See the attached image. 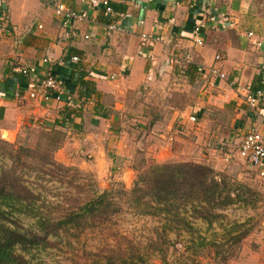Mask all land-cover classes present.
I'll list each match as a JSON object with an SVG mask.
<instances>
[{
  "label": "crops",
  "instance_id": "obj_1",
  "mask_svg": "<svg viewBox=\"0 0 264 264\" xmlns=\"http://www.w3.org/2000/svg\"><path fill=\"white\" fill-rule=\"evenodd\" d=\"M60 4L89 16L75 25L76 38L68 37L54 14ZM110 5L106 15L86 0H0L8 27L0 34L10 42L12 67L35 65L50 72L64 95L62 101L51 91L27 99L33 83L19 81L9 67L0 86V138L15 143L27 131H67L71 139L56 146L54 159L94 174L106 189L111 180L130 186L138 155L146 165L190 161L217 172L242 161L238 149L245 134L264 138V105L251 110L243 101L247 88L264 91V0H110ZM197 27L202 46L195 43ZM143 34L161 42L144 46ZM72 56L79 61L71 62ZM211 67L225 79L209 77ZM18 91L23 99L14 97ZM231 180L257 195L253 206L236 205L254 209L260 194ZM255 243V250L242 246L228 264H264V235Z\"/></svg>",
  "mask_w": 264,
  "mask_h": 264
},
{
  "label": "trees",
  "instance_id": "obj_2",
  "mask_svg": "<svg viewBox=\"0 0 264 264\" xmlns=\"http://www.w3.org/2000/svg\"><path fill=\"white\" fill-rule=\"evenodd\" d=\"M14 77L22 79L17 74ZM84 92L85 96L90 95L87 88ZM70 170L48 151L0 138V264H29L21 253L45 249L51 245L48 239L57 237L61 231H83L107 222L121 211L114 200L115 192L110 189L96 193L66 212L62 219L45 215L41 193L34 191L28 177L34 175L52 181ZM117 194L125 197L137 214L162 219L164 231H171L169 226L173 225L190 229L191 221H202L211 230L214 223L221 225L223 211L236 204L253 206L257 196L245 184L231 180L225 172L190 161L151 163L136 174L129 192L121 188ZM252 221L236 222L229 229L224 227L223 234L214 233L216 236L213 235L211 241L200 236L199 246L214 249L213 262L216 264H228L238 256L242 242L259 224V221ZM105 264L118 263L111 258Z\"/></svg>",
  "mask_w": 264,
  "mask_h": 264
},
{
  "label": "rangeland",
  "instance_id": "obj_3",
  "mask_svg": "<svg viewBox=\"0 0 264 264\" xmlns=\"http://www.w3.org/2000/svg\"><path fill=\"white\" fill-rule=\"evenodd\" d=\"M10 52V42L0 34V86L3 84L5 71L12 67ZM16 65L13 67H17ZM177 132L183 134L185 129L177 128ZM49 134L39 130L27 131L18 143L48 151L54 157L56 146L66 138L71 139V135L59 129ZM232 145L236 146V143L233 142ZM143 159L141 155L136 157L133 164L134 175L127 188L113 180L109 182L107 189L103 188L94 178V174L80 171L75 166L64 165L57 160L58 163L71 168L60 179L46 181L34 175L29 176L28 182L34 191L41 193L45 205L43 213L51 218L62 219L66 212L82 205L96 193L110 189L115 192L114 200L121 206V211L107 222L83 231H61L57 237L48 239L51 245L47 248H35L21 253L25 260L29 264H105L111 258L118 264H216L213 262L214 249L199 246V237H206L211 241L213 235L223 234L224 227L229 229L232 224L244 222L246 219H252V223L259 221V224L242 242V246L247 250L256 249L255 241L264 235V179H256L253 172L247 171L245 162L234 161L233 164L227 165L223 172L231 179H239L250 185L260 194L254 209L233 205L223 211L224 219L221 225L214 223L211 230L202 221H191L190 229L173 225L169 226L172 227L171 231H164L162 219L137 214L126 198L117 194L121 188L129 192L136 174L151 164L146 165ZM115 171H118L117 167ZM111 172H114V169L111 168ZM188 247L192 249L188 251Z\"/></svg>",
  "mask_w": 264,
  "mask_h": 264
},
{
  "label": "built area",
  "instance_id": "obj_4",
  "mask_svg": "<svg viewBox=\"0 0 264 264\" xmlns=\"http://www.w3.org/2000/svg\"><path fill=\"white\" fill-rule=\"evenodd\" d=\"M91 9L95 11H104L106 15L112 13V8L110 5V0H86ZM2 14V13H1ZM54 14L61 22V26L67 29V35L69 38H76L77 33L75 30V25L80 22L89 21V16L86 12H75L66 8L64 5L60 4L54 7ZM0 23V29L4 32L8 31L7 21L4 13L2 14ZM108 29L115 31L116 27L113 25L108 26ZM200 28H195V33L197 38L195 40L196 45H203V38L200 37ZM88 38V37H86ZM141 44L150 48H153L157 43L161 42V38L155 35L141 36ZM175 57L171 54L167 55V60L169 64H173ZM221 59L219 55L215 56V61L218 62ZM71 62L76 63L79 61L77 56H72L70 58ZM44 64H50L48 58L42 60ZM60 61L58 64H62ZM13 72L23 78L29 79L33 83V88L28 91L26 96L27 99L35 100L37 98H45L48 91L54 92L56 94V99L58 101L63 100V89L62 83L59 79L53 76L50 72H42L35 65L31 66H18L13 69ZM209 77L218 78L219 80H224L225 76L215 67H211L208 70ZM208 84L213 87L214 81H209ZM16 99H23V95L18 91L14 93ZM245 105L251 110H256L264 105V91L263 90H251L246 89V93L243 97ZM189 120L193 123L196 122L195 117H190ZM238 157L244 161L250 170L259 171V176L264 177V138L257 132H249L245 134L242 138L238 149Z\"/></svg>",
  "mask_w": 264,
  "mask_h": 264
}]
</instances>
